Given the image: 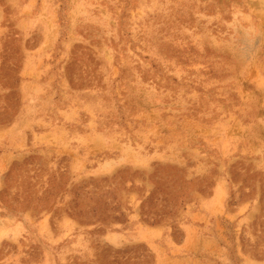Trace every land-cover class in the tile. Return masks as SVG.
<instances>
[{"label": "rangeland", "instance_id": "374dc122", "mask_svg": "<svg viewBox=\"0 0 264 264\" xmlns=\"http://www.w3.org/2000/svg\"><path fill=\"white\" fill-rule=\"evenodd\" d=\"M0 264H264V0H0Z\"/></svg>", "mask_w": 264, "mask_h": 264}]
</instances>
